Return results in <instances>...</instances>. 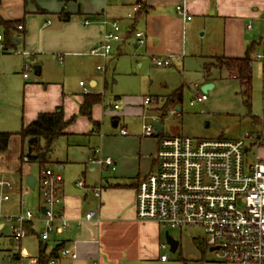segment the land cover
<instances>
[{
    "label": "crops",
    "instance_id": "crops-1",
    "mask_svg": "<svg viewBox=\"0 0 264 264\" xmlns=\"http://www.w3.org/2000/svg\"><path fill=\"white\" fill-rule=\"evenodd\" d=\"M0 1L2 19L19 22L14 45L7 49L3 39V58L10 60L16 69H24L23 80L28 81L31 73L38 77V81L24 83L23 110L3 116L0 132L18 133L41 113H54L59 109L66 120L75 117L65 135L60 137L66 139L65 155L55 157L52 148L45 164V168H51L50 163L54 161L58 165L55 171L60 172L63 178V201L55 210L68 220L66 229L52 233L47 241L41 240L45 228L41 221L45 207L40 178L45 168L39 164L37 174L34 173L32 167H24L23 162L30 161L25 160L27 157L21 161V155L17 165L0 167V179L13 183L12 190L4 189V193L9 195V200L1 207L5 214L24 212V198L37 193L33 206H37L39 218L26 227L27 234L37 238L38 255H31L28 248L22 246V241L17 243L10 228V237L19 246L16 259L20 264L22 259L29 260L27 264L39 263L41 250L51 255L60 248L58 255L51 259L57 260V264H92L95 261L100 264L165 263L161 256L166 255L159 256L168 248V245L163 247L165 227L156 222L138 220L136 190L139 182L155 170L160 138L177 135L164 134L163 127L158 136H143L145 110L136 107L132 98H117L119 102L109 111L105 110L102 85H106L108 64L127 55L142 67L143 62L153 61L154 57L172 56V67L177 68L184 64L186 57H193L204 62L203 82L212 85V90V82L217 81L219 75L217 72L225 76L222 77L224 80L232 75L240 82L236 73L220 66V63L222 59L244 58L250 49L251 104L247 114L241 116L247 118L251 130L240 132L234 135L237 138L228 140H238L246 132L262 136L264 140V0ZM139 1L145 8H140L133 18H128L134 5H142L138 4ZM181 6L190 19H185L178 11ZM105 19L119 23L123 39L113 42L111 53L106 57L91 55V50L101 45L103 33L112 30L110 26L101 24ZM19 26L23 29L19 30ZM137 32L144 33V43L139 42ZM257 55L261 59H255ZM16 73L18 76L21 74L19 71ZM71 78L75 79L72 81ZM199 92L198 89L196 94ZM206 94L208 99L196 104L208 102L209 94ZM86 95H99L101 99L92 108V120L80 114ZM144 99L142 107H145ZM181 102L176 101L172 106L178 112L182 110ZM4 104L7 105L6 101ZM149 110V114L155 115ZM111 115L112 130L106 132L105 117ZM157 115L165 117L167 114ZM93 121L98 124L96 128ZM114 121L118 123L116 128H113ZM122 129L128 134L122 135ZM20 143L23 145L22 140ZM95 155L111 158L115 169L90 162V157ZM30 176L37 180L34 188L26 183ZM79 181L85 183V188L77 185ZM96 187L102 188L100 197L92 191ZM90 211H98L97 221L85 220ZM6 226L10 227L0 223V236ZM59 227L60 222H56L55 228ZM63 248H74L77 258H62ZM1 260L9 264L8 258Z\"/></svg>",
    "mask_w": 264,
    "mask_h": 264
},
{
    "label": "built area",
    "instance_id": "built-area-1",
    "mask_svg": "<svg viewBox=\"0 0 264 264\" xmlns=\"http://www.w3.org/2000/svg\"><path fill=\"white\" fill-rule=\"evenodd\" d=\"M140 8V5H134L128 18H133ZM178 11L185 19H190L183 6L178 7ZM101 24L110 26L112 30L103 33L101 45L92 49L90 54L106 57L111 53L113 42L123 39V33L116 21L105 19ZM18 28L23 29L22 26ZM136 36L140 43L145 42L143 32H137ZM0 51H4L1 34ZM255 59L259 60L261 56L257 55ZM153 61L161 68H170L174 64L172 56L154 57ZM207 99L206 93L199 92L192 104ZM155 100L147 97L144 104L148 107ZM172 114L179 115L176 109H173ZM143 120V136L161 134L163 125L158 122V116L145 112ZM158 124L162 128L160 133L156 127ZM121 134L127 135L128 132L122 129ZM262 146V136L250 132L244 133L238 140H200L180 135L161 137L155 154V170L139 182L136 190L138 220L156 222L165 228L201 229L206 246L210 251L213 248L212 252L217 258L232 264H264V159L258 154L254 161L248 158L252 149L257 152ZM89 161L115 169L111 158L95 155ZM62 182L60 172L52 168L42 170L40 186L45 207L41 220L45 226L41 234L42 241L49 240L52 233L68 227L65 216L55 210L63 201ZM77 185L85 188L83 181ZM4 189L12 190L13 183L0 179V223L10 225L18 243L27 234L26 225L39 217L30 209L17 215L5 214L1 207L9 200V195L4 193ZM92 191L96 197H100L102 188L96 187ZM98 219V211H90L85 218L86 221ZM56 222H60L57 229ZM163 247H166L165 243ZM60 255L62 258H77L74 248H63ZM161 260H167V256H161ZM48 264H57V260H51ZM92 264L100 263L95 261Z\"/></svg>",
    "mask_w": 264,
    "mask_h": 264
},
{
    "label": "rangeland",
    "instance_id": "rangeland-1",
    "mask_svg": "<svg viewBox=\"0 0 264 264\" xmlns=\"http://www.w3.org/2000/svg\"><path fill=\"white\" fill-rule=\"evenodd\" d=\"M3 52L0 51V120L3 116H8L11 111L21 113L24 83L38 81V77L34 73L30 74L28 81L23 80L24 69L22 67L16 69L10 60L3 58ZM204 70V62L193 57H186L184 64L177 68H159L153 61L143 62V66L139 67L133 58L127 55L121 56L108 64L106 85L105 87L102 85L104 108L109 111L115 103L119 102L116 101L117 98L120 100L132 98L136 101L134 105L143 108L145 112L152 109L149 112L155 115L167 114L165 117L157 115L158 122L163 124L166 135L187 136L200 140L220 137L235 139L238 136L234 135L247 129L250 131L251 127L247 118L241 116L247 114L248 109L243 89L240 82L232 75L227 76V79L224 80L225 76H220V73L217 72L219 74L217 81L212 82L214 88L208 91V102L204 105L192 104L196 98L197 90L202 92V87L207 85L203 82ZM18 71L21 73L19 76L16 73ZM74 79L71 78L72 81ZM177 92L181 93L183 97L179 104L182 110L178 112V116L172 114L174 104L169 106L166 104L167 99ZM147 97L156 100L152 105L142 107L143 99ZM111 117L112 115L105 117L104 131L106 132L112 130ZM20 140L18 136L11 139L9 150L5 154H0V167L17 165L22 152L26 156L27 143L22 145ZM65 140L60 138L54 143L52 154L55 157L65 155L67 150ZM256 154L264 159V148H259L257 152L252 149L248 154L249 161H254ZM23 164L25 168L32 167L34 173L37 174L39 170L37 162L30 161L23 162ZM50 165L51 168L57 170L58 165L54 161ZM32 196L24 198L26 210L30 209L38 213L37 206H33L37 200V193ZM166 231L179 241V247L176 252H172L168 246L166 250L159 253V256L160 254L167 256V260L163 264H232L217 258L215 253L210 251L205 244L204 233L201 229H163L164 234ZM10 236V227L6 226L0 236V258L5 257V260L8 258L9 264H20L16 259L19 254V246ZM162 238L165 242V235ZM21 241L22 246L27 247L31 255L34 257L38 255V243L35 236L27 234ZM27 263L29 260L22 259L21 264ZM149 264L161 263L150 262Z\"/></svg>",
    "mask_w": 264,
    "mask_h": 264
},
{
    "label": "trees",
    "instance_id": "trees-1",
    "mask_svg": "<svg viewBox=\"0 0 264 264\" xmlns=\"http://www.w3.org/2000/svg\"><path fill=\"white\" fill-rule=\"evenodd\" d=\"M138 4H142V1H139ZM140 6L143 9L145 8L144 4ZM18 24L19 22L5 21L0 16V30H2V36L7 49L14 45V34ZM249 53L250 49L244 58L222 59L223 61L220 63V66L236 73L237 78L240 80L242 85L247 108H250L252 92V67ZM100 101L101 99L99 95H86L85 101L80 108V114L92 120V108ZM176 101H182V94L179 92L169 98L166 104L169 106ZM74 121L75 117L70 120H66L61 109L54 113H41L35 121L30 123L28 126L23 127L18 133L0 132V154H5L9 150L12 137L14 135H18L22 142H26L28 146L26 156L24 155V152L21 153V161L27 157L28 161L37 162L44 169L47 162V154L52 149L54 143L60 137L65 135V130ZM93 125L95 128L98 126V124L94 121ZM59 251L60 248H57L51 255H46L45 251L41 250L39 255V264H47L52 258L58 255Z\"/></svg>",
    "mask_w": 264,
    "mask_h": 264
},
{
    "label": "water",
    "instance_id": "water-1",
    "mask_svg": "<svg viewBox=\"0 0 264 264\" xmlns=\"http://www.w3.org/2000/svg\"><path fill=\"white\" fill-rule=\"evenodd\" d=\"M212 87H213V86H212V85H209V84L204 85V86L202 87V92L207 93L208 90H210ZM117 124H118L117 121H114V123H113V128H116V127H117ZM156 127H157V131H158V133H160V132H161V129H162V128H161V125L158 124ZM36 181H37L36 178L33 177V176H30V177H27V178H26V183H27L30 187H32V188H34ZM165 244L168 245V246L170 247V250H171L172 252H176L177 249H178V247H179V241H177L175 238H173V237L169 234L168 231L165 233ZM212 250H213V248L211 249V251H212ZM0 264H7V261H3V260H1V258H0Z\"/></svg>",
    "mask_w": 264,
    "mask_h": 264
}]
</instances>
